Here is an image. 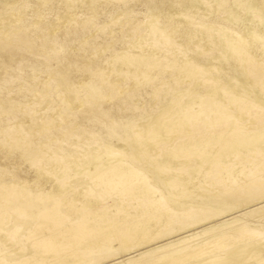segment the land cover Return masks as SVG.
Masks as SVG:
<instances>
[{"label": "bare ground", "instance_id": "6f19581e", "mask_svg": "<svg viewBox=\"0 0 264 264\" xmlns=\"http://www.w3.org/2000/svg\"><path fill=\"white\" fill-rule=\"evenodd\" d=\"M39 1L0 4V97L8 96L0 100L4 152L0 154V264H264V219H259L264 214V42H260L264 19L253 12L260 9L247 12H252L251 25L255 24L251 32L234 33L225 40L224 53L230 51L241 68L227 58V67L220 69L225 63L217 56L195 60L181 52L185 39L176 41L187 23L174 21L175 16L189 9L211 15L207 0L199 2L203 10L188 0L181 12L167 13L162 20L151 7L140 11L132 8V0H116L129 3L122 4V15L115 18L114 22L120 21L117 33L134 31L133 41L125 49L116 46L109 57L100 59L101 65L89 60L83 65L86 77L72 81L69 72L83 68L80 55H72L74 68L69 71L63 68L69 55L61 59L54 55L59 56L60 45L68 49L88 39L87 29L74 34L91 21L90 15L81 11L78 20L72 13L74 0L63 4V15L49 13L42 7L47 0ZM97 1L88 3L94 12ZM157 1L163 5L167 0ZM228 2L244 12L249 4V0H217L214 5L218 10ZM32 17L38 25L31 24ZM102 23H92L94 30L102 31L106 26ZM212 27L199 25L209 48L216 46ZM202 40L197 38L198 43ZM95 42L87 46L93 56ZM162 50L170 51L169 56L159 54ZM37 59L47 72L36 71ZM24 64L33 67L30 82L21 76ZM103 64L120 68L107 74ZM113 74L123 81L112 82ZM228 74L234 78L246 74L249 84L238 89L235 82L229 88L222 82ZM130 79L134 87H129ZM33 86L55 92L45 112L37 107L45 96ZM138 86L144 89L139 99H152L157 106L145 119L121 118L124 128L133 129L131 138L116 144L94 140L80 145L68 140L79 130L88 132L81 120L102 115V107L111 105L115 112L122 103H132L129 94ZM26 93L39 99L35 104L15 103V109L23 107L26 121L13 114L4 116L5 109L14 106L9 104L12 98ZM73 100L79 108L71 118ZM99 118L104 120L103 115ZM96 128L99 133L100 125ZM57 133L71 142L70 147L61 145ZM15 153L33 167L30 179L16 175V170L10 172L7 159ZM10 173L12 183L7 185L2 179Z\"/></svg>", "mask_w": 264, "mask_h": 264}, {"label": "rangeland", "instance_id": "374dc122", "mask_svg": "<svg viewBox=\"0 0 264 264\" xmlns=\"http://www.w3.org/2000/svg\"><path fill=\"white\" fill-rule=\"evenodd\" d=\"M34 1L36 2L38 0H31L32 3ZM74 1H76V2L75 3H71L72 5L74 4V6H75L73 8V12L72 13H74V15L78 16L79 13H81V11L82 12H87L90 15L91 21L90 20L89 21L91 23H89V21H88L86 23L87 26L86 25L83 26L84 29L83 28H81V30L78 29L79 31H76V33L74 34V35H77L78 36L80 33L85 32L86 29H87V31H88L89 34L86 33L87 31L85 33L88 35L87 36L88 39H85V41L83 40V41H80V42L79 41H76V42L72 43L68 47V49H65L64 46L60 45V47H59L60 50H59L58 53H56V54H59V56L58 55H54L56 58L57 57H60L59 59H61V57L62 58H66V56L69 55V56H67L68 58H66V59L70 60V61H68V64L66 63L68 65V67H67L66 64H63L64 65L63 68H65L66 71H67L68 68H69L68 71L71 70L72 68H74V64H72V65L70 64V63H73V61H74L73 59L75 58L72 55H76V54L77 55H80L78 57L81 58L80 59V61H81L80 64H82V66L85 65V63H88L89 60H92L93 62L98 63V65H101V64H99L100 59H105V55H106V57H109V56H107V54H110L111 55L112 52H113L112 49H114L116 46L117 47H121L122 49H125V48L129 47V45H130L129 42L133 41L132 38H133L135 32L134 31H130V32L127 31V33L125 32V34H123V33L118 34L117 31H118V28H119L120 21H119V23H116L117 21L115 19L118 16H121L122 15L120 13V11H121V8L120 7L121 6H123L125 4H128V6H129V3H127V1H126V3L124 2L125 3L124 4V3H120V2H118L116 0H98L97 1V11L96 12L92 11L91 9H89V7H91L89 5L90 4V0H74ZM132 1H135V2L137 1V2L136 3L135 2L132 3ZM132 1H129L130 4H131V6H134L132 8H134V9L137 8L140 11H144L146 8L151 7L150 9H151L152 14L154 16H156L158 19H161L162 20V19H164L165 15L167 13L168 14H173V13H179V12H181L183 10L181 8L182 7L181 5L182 4H185L188 0H177V1L176 0L175 1H173V0L172 1L171 0H167L166 1V4L164 3L163 5L162 4H158L160 2L157 1V0H152V1L149 0V2H148V0H139V1L138 0H132ZM192 1L198 3L196 5L198 6L199 10H203L204 9L202 6H199L200 0H192ZM207 1L210 2V4H211V7H210L209 12H211V15L213 17L211 15H198L197 14L198 11L196 12L195 9H189L190 11L188 10L186 14H177L176 15L177 17L175 16L174 21H181L182 23H187V26H185V28L183 27V29H181V31L179 32V37L176 39V41H178V42H180V39H185V45H184V48L182 49L181 52H185V53L188 52V56L194 57L195 60L196 59H199L200 57H202V58H210L212 56H217V58L220 60V63H225V64H223V67L220 68V69H223V68L227 67L228 64H226L227 62L224 61V60H226L227 58H229L228 59V63L231 62V64H234L237 69H240L241 68L240 64L235 61V59L233 58V56L231 55V53H229L230 51L224 53V51H225L224 50V46H225L226 37L227 36H232L234 33L244 34V33H247V32H251L255 28L254 27L255 24L253 26L251 25V15H252V12H251V14H249L250 15V17H249V15H248V13L250 12L249 9L253 11L254 8L255 9L258 8L257 10L260 9L259 11H262V9H263V11H264V3H263L264 0L263 1L262 0H249V4L247 5V11L246 12H244V10H242L241 8L239 9L232 2H228L226 4V6L224 5L223 8L222 7L221 8L219 7L220 9L218 8V10H217V7H215V5H214V3L217 0H207ZM39 2H41V0ZM65 2H66V0H47V3L46 4H42L43 5L42 7L45 8L44 10H47V8L49 10H51V11H49V13L57 12L58 14L63 15V14H65V11H64L65 9L62 6H63V4H65ZM82 2L85 3L86 5H88V7H84L83 5H81V4H83ZM175 2L176 3L179 2V3L176 4V5H174ZM260 2H261V4H260ZM3 3H6V0H4V1L2 0L0 4H3ZM231 4H233V7H232ZM131 6H130V8H131ZM160 7H162V8H160ZM234 7H236V9L237 8L238 9L236 10ZM85 8H87V9L85 10ZM231 8L233 9V11H231ZM193 10H195V11H193ZM238 10L240 12L242 11V13H238L239 12ZM110 11H112V13ZM159 11H160V14L162 13L161 14L162 16L164 15L163 17H161V15L159 14ZM226 11H228V13ZM259 11L254 10L253 12L256 13L258 16H260L261 18L264 19V16H263L264 15V12H259ZM217 12H220L219 13L220 15L217 14ZM225 12H226V14H225ZM236 12L238 13V16L236 15ZM156 13H158V14H156ZM243 13H244V16L243 15H240V14H243ZM230 14L231 15L233 14L232 15L233 17ZM247 15H248V18L249 19H246L245 18V17H247ZM216 16H219V17H216ZM220 16H221V19H220ZM239 16H240V18H239ZM209 17H210V20H209ZM224 17H225V19H224ZM228 17H229V19H228ZM77 18L79 20L80 17L78 16ZM233 18H236V19H233ZM238 19H240V21H241L240 23H239V20ZM194 20H196V21H194ZM236 20H238V21H236ZM246 20H247V23H246ZM249 20H250V23H248ZM103 21H105V25H106L104 27V29L102 30L104 32L98 31V30H94L93 24L94 23H97V24L104 25V23H102ZM114 21H116V22H114ZM110 22H112V23H110ZM31 24L36 26V25L39 24V20L32 17ZM200 24L205 25V27H207L209 24H212L213 25V27L210 30V33H212L213 38L216 41V46H213L212 48H209L208 47L210 45L206 41V33L203 32V31H201L199 29V25ZM89 25H91V26H89ZM243 25H244V27H243ZM68 29H71V28H68ZM68 29L67 30L65 29L66 31L63 30L66 35H68L70 33V31H72V29L70 31ZM109 31H112V34L113 33L114 34L113 35H110L111 33ZM188 33L190 35H188ZM92 34H94V35H92ZM117 34L120 35V37ZM103 36L105 38L106 37L108 38V39L106 38V40H105V42H107V43H104ZM112 36H114V37H112ZM122 36H124V37H122ZM130 36H132V37H130ZM201 36L203 38V40H202L203 42L198 43L197 42V38H200ZM113 38H115V40ZM117 38L118 39L120 38V39L118 40ZM93 42H95L97 44V51H96L95 56H93V53L87 47L89 45V43H93ZM260 42H264L263 39L260 40ZM108 43H110V45ZM127 43H129V45ZM197 44H200V45L196 49H192L191 48V46H194V45H197ZM220 48H222V49H220ZM69 49L71 50V52L68 51ZM103 49H105V51L102 54ZM207 49L209 50V52L207 51ZM65 50H67V51H65ZM100 51H101V53H100ZM202 51H204L205 54H203ZM145 52L147 53V51H145ZM151 52H154L155 53L156 51H149L148 53H151ZM159 54H161V55H164L165 54V55H168L169 56L170 51L167 52L166 50H162L161 52H159ZM178 56L180 58L182 56V53H179ZM39 60L40 59L34 60V62L36 63V65L34 67H37V68H35L36 71H39V72L40 71L41 72H47V68L45 69L42 66V61L41 60L39 61ZM71 60H72V62H71ZM105 66H106L105 64L102 65V67L104 68V71L107 74L109 72H111L113 69H117L118 70L120 68V65L119 64H116L114 68H112L110 66H106V67ZM22 68L23 69L21 70V76L22 77L25 76L29 80V82H30L32 80V78H33L32 77L33 76V74H32L33 73V69H32L33 67L32 66H29L28 64H24L22 66ZM80 69L82 71L81 70L78 71V72L77 71H75V72L73 71L72 74H71L72 71L69 72L70 73L69 76H73L71 79L69 77V79L72 80V81H77L80 78V76L81 77L82 76L83 77H86L87 74H86V72H84V69H85L84 66H83V68H80ZM130 69L132 70L133 68L131 67ZM75 76H77V77H75ZM232 77H233L232 74H228L226 76H223V79H222V82L226 83V85H228L229 88L233 87V85H236L237 82L239 84V86H237L238 89L240 88V86H245L246 84H249V79L247 78L246 74L240 75L238 78H234V77L232 78ZM110 80L112 82H115L116 80L117 81H123L122 77L121 76H116V74L111 75L110 76ZM140 80L142 81L143 79H140ZM134 84H135L134 79H130L129 80V83H128L129 87H134ZM35 87L36 86H33L32 89H35V90H39L40 89L39 90L40 94H43L45 96L42 99L43 102L41 100V103L39 104L40 106H37L38 107V111L42 113V112H45V109L48 107V105L49 106L51 105V101H52L51 98L54 97L53 95H55V92L53 91V89H50V91H49L48 88L46 89V88L39 87V86H37L39 88H35ZM254 89L257 90L258 92H260L259 91V88H257V86H255ZM136 90L137 91H135V89L132 90V92L129 94V96H131V97L134 98V101L132 103H130V104L127 103V105L122 103L120 109L118 110L119 112L118 111L113 112V110L110 109L111 105H108V106L106 105L107 108L105 106L102 107L103 112H104V113H102V115L104 116V118H103L104 120H100V119H102V118H99V117H102L101 114H98L95 119H92L91 118L92 120L91 119L84 120V121L81 120L82 123L80 122V124H82V125H88V127L90 128L89 131L87 132V131H83V130L80 131L79 130L78 131V136L81 135V136H79V138L77 136L75 138H71V139H68V140H70L71 142H72V140H74V142H77L80 145H83L84 143H86V144L87 143H91L94 140H99V141H104V142L105 141H110V142L116 144V143H121L122 140H123V138H125V139L131 138L133 136V129L132 128H124L123 125H122L121 118L124 119L125 116H129L130 115V116H133V117L135 116V117H141L142 119L143 118L145 119L146 116H148V114H152L154 112V109L157 106L152 99H148L146 101H144V100L142 101V100L139 99V95L143 94V91H144L143 88H141L140 86H138L136 88ZM217 90H218V92L220 94H222L221 89H217ZM44 93H46L47 95H45ZM50 95H52V96H50ZM1 96L4 97V98H1L0 97V100L1 99L2 100L3 99L6 100V97L8 98V96H6V95H1ZM68 96H69L70 99H73V94L72 93L68 94ZM29 97L30 96L28 95V93H26V95L24 94V95L18 96L19 100H18L17 97H13L12 98V102L10 101L9 104L14 105L12 107V108H14V107H16V105H15L16 102L19 103V102H24V101L25 102H29L30 101L29 102L30 104H35L34 102H37V101L39 102V99L38 98L30 99ZM13 99L14 100L16 99V100L14 101ZM123 105H125V107ZM21 107L19 105V108H17V109L14 108L18 113L14 109H12V108H11L12 111L11 110L9 111L8 108L5 109L4 116L11 117L12 114H13V115H16V116H20L21 119H24V118H22V113H23V110L22 109H23V107L22 108ZM78 108H79L78 103L74 101V103L72 105V108H71V110L73 111V114H72V117L71 118H73L74 116H76V114L78 112ZM131 109H134L135 110L134 111V114H132V115L130 113L128 114V112ZM9 112H11V113H9ZM14 112H15V114H14ZM6 113H9V114L7 115ZM53 114L56 115L57 114L56 111H54ZM55 117L58 118L57 115ZM97 119L99 120V122L100 121L101 122L103 121V122L102 123L101 122L99 123ZM24 121H26V118L24 119ZM96 124H99L100 127H101L100 128L101 130H100L99 133H97L98 130L96 128ZM56 137L59 139V141H62L61 142V145L64 148L70 147L71 142L69 144L67 142V140H65L66 141V144H65V141L62 139V136H61L60 133H57L56 134ZM84 138H87V139H84ZM84 140L87 141V142H85ZM51 147L54 148L55 145H51ZM47 150H51V148L49 147V148H47ZM0 151H1L0 154H4V152H2V150H0ZM57 151H59V150H57ZM9 158H10V160H9ZM7 160H8V165H10V166L12 165V167H13L12 168V167L8 166V168L10 167V169H11L10 170L11 173L13 172V174H15L14 173V170H16L15 171L16 172V175H19L20 177H22L24 179H30V177H32V175L34 174L33 167L30 166V164L26 160H23L20 155H18L16 153L15 154H12V155H10L8 157ZM13 160H15V161H13ZM17 163L19 164L18 165L19 168L15 166V164H17ZM11 173L8 174V177L5 176L2 179V180L5 181V183L7 185H11V183H12V177L13 176L11 175ZM41 173H43V175L46 176V174L43 171H41ZM44 176H42V178H45ZM29 182H31V180H29ZM1 191L2 190H0V193H1ZM262 218L264 219V214L259 217V219H262ZM249 219H250V221H252L251 220L252 218H249ZM252 222H254V221H252ZM255 223H257V222H255ZM143 262H137L136 264H140V263H143ZM145 263L146 262H144V264Z\"/></svg>", "mask_w": 264, "mask_h": 264}]
</instances>
